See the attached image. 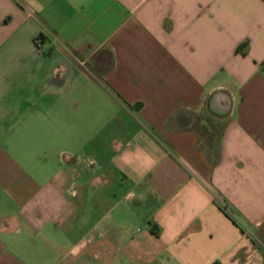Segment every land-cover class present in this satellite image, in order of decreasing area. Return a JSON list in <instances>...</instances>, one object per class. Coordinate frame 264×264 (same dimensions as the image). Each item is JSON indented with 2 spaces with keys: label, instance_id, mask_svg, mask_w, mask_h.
I'll use <instances>...</instances> for the list:
<instances>
[{
  "label": "crops",
  "instance_id": "0c3cea01",
  "mask_svg": "<svg viewBox=\"0 0 264 264\" xmlns=\"http://www.w3.org/2000/svg\"><path fill=\"white\" fill-rule=\"evenodd\" d=\"M0 264H264V0H0Z\"/></svg>",
  "mask_w": 264,
  "mask_h": 264
},
{
  "label": "rangeland",
  "instance_id": "374dc122",
  "mask_svg": "<svg viewBox=\"0 0 264 264\" xmlns=\"http://www.w3.org/2000/svg\"><path fill=\"white\" fill-rule=\"evenodd\" d=\"M107 106H113L112 104H106ZM106 106V107H107ZM111 112V111H109ZM123 117V115L118 116H114L113 120H109L108 123L109 127L107 129H104L101 133V135L99 136V139H104V145L101 148V151H96L95 148L90 144L88 146V148L85 149V151L87 152V154H90L92 156H94L95 158H100L101 161H104L105 164L109 163L112 156H113V152L110 150V144L113 140L118 139L119 137H125V136H129L131 135L134 131V127L132 126V121L127 124L125 126V130L121 131V129H118V122H119V118ZM93 122V121H91ZM96 121H94L93 124H95ZM93 132V131H90Z\"/></svg>",
  "mask_w": 264,
  "mask_h": 264
},
{
  "label": "built area",
  "instance_id": "2783aa9c",
  "mask_svg": "<svg viewBox=\"0 0 264 264\" xmlns=\"http://www.w3.org/2000/svg\"><path fill=\"white\" fill-rule=\"evenodd\" d=\"M37 43L39 44V43H40V41H39V40H37Z\"/></svg>",
  "mask_w": 264,
  "mask_h": 264
}]
</instances>
